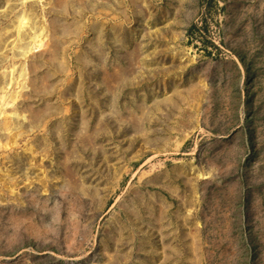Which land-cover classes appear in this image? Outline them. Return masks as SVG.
Wrapping results in <instances>:
<instances>
[{
	"label": "rangeland",
	"instance_id": "1",
	"mask_svg": "<svg viewBox=\"0 0 264 264\" xmlns=\"http://www.w3.org/2000/svg\"><path fill=\"white\" fill-rule=\"evenodd\" d=\"M127 2L0 0V264H264V0Z\"/></svg>",
	"mask_w": 264,
	"mask_h": 264
},
{
	"label": "crops",
	"instance_id": "2",
	"mask_svg": "<svg viewBox=\"0 0 264 264\" xmlns=\"http://www.w3.org/2000/svg\"><path fill=\"white\" fill-rule=\"evenodd\" d=\"M145 1L148 0H128L127 2L126 9L131 6L136 12V15L132 17L134 24H126L125 20L113 21L116 24H111L109 48L111 56L115 54L116 64H122L121 59L125 57L127 60L135 59L134 62L137 65H157L161 57L166 55L164 50L172 48L175 44L171 40L174 22L166 24L161 20L158 26H149L146 17L144 18ZM112 7L113 4L110 5V10ZM94 30L96 33L99 29L96 26ZM116 259L117 264L125 262L123 256H117Z\"/></svg>",
	"mask_w": 264,
	"mask_h": 264
},
{
	"label": "bare ground",
	"instance_id": "3",
	"mask_svg": "<svg viewBox=\"0 0 264 264\" xmlns=\"http://www.w3.org/2000/svg\"><path fill=\"white\" fill-rule=\"evenodd\" d=\"M95 3H96V4H99L100 2H99V1H95ZM32 31H33V30L31 29V33H32Z\"/></svg>",
	"mask_w": 264,
	"mask_h": 264
}]
</instances>
